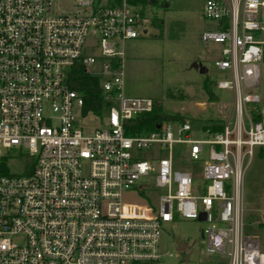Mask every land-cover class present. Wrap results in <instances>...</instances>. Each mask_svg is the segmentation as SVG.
Listing matches in <instances>:
<instances>
[{
  "label": "built area",
  "instance_id": "2783aa9c",
  "mask_svg": "<svg viewBox=\"0 0 264 264\" xmlns=\"http://www.w3.org/2000/svg\"><path fill=\"white\" fill-rule=\"evenodd\" d=\"M0 0V264H158L163 225L199 220L207 252L228 264H264L257 236L245 232L242 163L264 147V0H207L217 24L203 34L222 47L214 65L231 91V112L194 137L188 122L127 135L125 123L151 113L155 101L125 93L127 41L147 35V8L158 0ZM97 78L100 115L85 114L73 89L78 69ZM105 121L94 131L86 118ZM180 153L204 165V184L179 169ZM155 178V201L127 193ZM264 206V199H263ZM262 224H264V211ZM173 256V254H169Z\"/></svg>",
  "mask_w": 264,
  "mask_h": 264
},
{
  "label": "rangeland",
  "instance_id": "374dc122",
  "mask_svg": "<svg viewBox=\"0 0 264 264\" xmlns=\"http://www.w3.org/2000/svg\"><path fill=\"white\" fill-rule=\"evenodd\" d=\"M207 0H158L147 8L151 23L147 25V35L127 41L125 49V93L131 97H148L158 103L169 116L180 115L188 120L195 133L194 137L205 138L204 126L219 121L224 111L231 112L233 94L219 90L215 83L224 80V73L216 69L214 63L220 58L222 47L215 43L205 44L203 34L214 31L217 24L204 16ZM69 8L76 9L75 0H61L59 13ZM195 65H202L207 74H201ZM264 88V66L262 67ZM213 82L211 90L216 97L211 101L205 89V82ZM264 96L263 92L259 93ZM107 121V118L105 119ZM86 118L83 124H90L94 131L104 128L106 122ZM181 148L176 165L179 169L193 173L195 184L205 182L204 165L209 161V150L200 160L182 158ZM242 199L245 232L257 236L264 252V147L255 148L253 156H245L242 163ZM149 185L152 189L135 190L124 196L126 203L145 204L155 201V178H142L138 185ZM161 240L163 256L158 264H228V258L207 252V240L202 237L208 228L206 222L176 218L172 223L163 225ZM186 244L187 252L179 251V245ZM173 254V256H169Z\"/></svg>",
  "mask_w": 264,
  "mask_h": 264
},
{
  "label": "trees",
  "instance_id": "16d2710c",
  "mask_svg": "<svg viewBox=\"0 0 264 264\" xmlns=\"http://www.w3.org/2000/svg\"><path fill=\"white\" fill-rule=\"evenodd\" d=\"M213 82H205V89L211 101H215L216 97L212 93L211 85ZM71 86L73 89L83 91L85 95V114L93 111L100 115L104 108V99L102 92L99 89L97 78L87 75L83 68L77 70L72 76ZM187 119L180 115L169 116L166 115L162 107L155 102L154 110L151 113L139 114L134 119L125 123V132L127 135H140L150 133L159 129L164 122H182ZM212 132L222 131L223 127L220 125L207 126Z\"/></svg>",
  "mask_w": 264,
  "mask_h": 264
},
{
  "label": "water",
  "instance_id": "95a60500",
  "mask_svg": "<svg viewBox=\"0 0 264 264\" xmlns=\"http://www.w3.org/2000/svg\"><path fill=\"white\" fill-rule=\"evenodd\" d=\"M196 69H199L200 70V73L201 74H207V69L202 67V65H195ZM206 213H201L200 216H199V221H202L204 222L206 220ZM204 238V236H202ZM181 248L179 249V251H183V252H187L189 250V248L186 246V244H181L179 245ZM185 264H189V263H185Z\"/></svg>",
  "mask_w": 264,
  "mask_h": 264
},
{
  "label": "crops",
  "instance_id": "0c3cea01",
  "mask_svg": "<svg viewBox=\"0 0 264 264\" xmlns=\"http://www.w3.org/2000/svg\"><path fill=\"white\" fill-rule=\"evenodd\" d=\"M185 122H188V120H186ZM185 122H184V123H185ZM181 123H182V122H181ZM206 127H207V126H204L203 128H206ZM202 236H203V235H202ZM180 248H181V247L179 246V249H180Z\"/></svg>",
  "mask_w": 264,
  "mask_h": 264
}]
</instances>
